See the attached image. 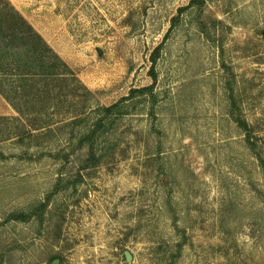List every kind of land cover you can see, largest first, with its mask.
Returning <instances> with one entry per match:
<instances>
[{
    "label": "rangeland",
    "instance_id": "1",
    "mask_svg": "<svg viewBox=\"0 0 264 264\" xmlns=\"http://www.w3.org/2000/svg\"><path fill=\"white\" fill-rule=\"evenodd\" d=\"M8 1L73 73L2 77L0 264H264V0ZM158 46L156 103L128 99L87 165L79 136L153 83ZM58 182L43 217L9 218Z\"/></svg>",
    "mask_w": 264,
    "mask_h": 264
},
{
    "label": "trees",
    "instance_id": "2",
    "mask_svg": "<svg viewBox=\"0 0 264 264\" xmlns=\"http://www.w3.org/2000/svg\"><path fill=\"white\" fill-rule=\"evenodd\" d=\"M206 2L207 0H191L187 6L180 8V11L194 7L197 13L202 16ZM178 17L179 16H176L174 18L175 23ZM199 23L201 29H203L205 25L203 18L199 19ZM12 41L16 42L14 46L11 45ZM160 47L161 46H158L155 49L152 56V66L150 69V74L154 79L152 84L140 88H133L128 96H124L110 105L97 106V117L89 125L88 129L79 136L78 141L80 147L85 145L89 147V154L86 159L87 165L97 163L100 160V157L97 156L99 139L103 135V131L107 124L115 119V116L124 113L122 109L126 106L125 102L128 99L138 94H148L151 97L152 103H156L157 93L155 92V85L158 79L156 64ZM14 48L18 51L11 53L10 49ZM10 66L13 70L10 69ZM9 69L13 71L12 74H18V77H23L25 80H28L26 77H39L45 88L50 84L49 81L68 75V71L73 73L68 63L46 42L44 37L35 30L25 16L13 4L6 0V2L0 6V80H3L2 77L7 75ZM14 70L17 72L15 73ZM3 83H5L4 80L0 83V91L5 97L11 100V96L4 88ZM20 85L24 87L22 79ZM231 98V113L239 126L245 130L248 143L255 148L257 144L254 140L253 128L240 112H237L236 109L238 104L234 92H231ZM28 132L31 133L32 131L29 129ZM257 157L260 159L261 166L264 168V158L260 154H257ZM69 184L70 182H68V185ZM60 185V182H58L47 199L35 206L31 211H15L10 214L9 218L27 221L34 216L39 218L43 217L50 204L51 197L60 190ZM183 244V241L178 242L179 251ZM58 257H60L58 254L53 255L51 260Z\"/></svg>",
    "mask_w": 264,
    "mask_h": 264
},
{
    "label": "water",
    "instance_id": "3",
    "mask_svg": "<svg viewBox=\"0 0 264 264\" xmlns=\"http://www.w3.org/2000/svg\"><path fill=\"white\" fill-rule=\"evenodd\" d=\"M125 256H126L127 261L133 260V254L129 250L125 251ZM59 263H60V259L56 258L53 260V262L51 264H59Z\"/></svg>",
    "mask_w": 264,
    "mask_h": 264
}]
</instances>
